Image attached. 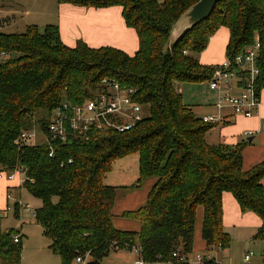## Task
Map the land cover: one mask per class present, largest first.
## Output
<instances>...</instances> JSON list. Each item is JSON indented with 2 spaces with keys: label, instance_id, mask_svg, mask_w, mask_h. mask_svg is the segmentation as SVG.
Wrapping results in <instances>:
<instances>
[{
  "label": "trees",
  "instance_id": "obj_1",
  "mask_svg": "<svg viewBox=\"0 0 264 264\" xmlns=\"http://www.w3.org/2000/svg\"><path fill=\"white\" fill-rule=\"evenodd\" d=\"M82 7H121L135 30L133 55L110 46L93 48L77 40L65 45L55 24L40 30L0 32V170L19 168L22 186L40 200L35 221L49 239L60 264H103L112 250L136 247L145 263L187 264L173 253L191 255L197 206L203 207L201 236L207 250L229 247L222 225V194L230 192L241 211L262 221L254 235L264 239V160L242 169L243 139L235 145L210 144L206 123L186 104L178 82L208 81L216 65L197 55L221 26L229 30L226 58L258 41L256 91L264 86V0H217L209 17L170 41L174 23L198 0H56ZM111 78L133 88L144 117L128 130L92 129L88 138L69 133L65 141L29 142L21 134L34 125L46 132L63 100L79 103ZM52 152L50 156L49 153ZM137 154L134 190L148 178L145 202L121 217L139 222L138 230L113 225L117 187L104 183L112 163ZM123 187V186H120ZM17 215V212H15ZM10 229L0 231V264H20L21 242ZM80 264V263H79ZM203 264H218L210 257Z\"/></svg>",
  "mask_w": 264,
  "mask_h": 264
},
{
  "label": "crops",
  "instance_id": "obj_2",
  "mask_svg": "<svg viewBox=\"0 0 264 264\" xmlns=\"http://www.w3.org/2000/svg\"><path fill=\"white\" fill-rule=\"evenodd\" d=\"M51 1L54 3L55 10L53 24L57 25L60 39L65 45L74 46L77 40H82L93 48L110 46L122 50L129 55H133L137 50V34L133 28L125 24L120 6L113 5L95 8L58 3L56 0ZM14 13H11L8 17H13ZM8 17L5 19L8 20ZM173 40L174 34L171 32L169 42ZM228 40V28L224 26L219 27L209 37L206 47L197 55L199 63L202 65H219L223 63L226 60ZM176 88L181 93L183 101L190 105L196 116L213 115L217 118L214 126L206 132L205 137L208 143L235 145L247 137H252V140L242 149V169L248 170L264 160V86L259 92L260 104L258 108L254 111L253 115L248 117L233 114L229 107L219 108L216 104L218 92L209 88L208 81L188 85L177 82ZM246 134L247 136H245ZM154 181L153 178H148L144 181L145 184L142 190L134 189L124 199L116 200L112 212L121 215L125 210L138 208L145 201ZM6 182L8 183L3 186L4 195L10 189L18 190L21 187L17 179H14L12 182L7 180ZM261 182L264 190V178ZM18 193L20 192L18 191ZM202 217L203 207L197 206L192 254L209 255L219 264H223L224 259H227L225 255L230 247L224 250H207L205 241L201 236ZM112 222L118 229H139V222L129 221L126 218H120V216L113 219ZM222 225L230 236V232L235 228L244 229L251 227L258 229L262 225V221L251 211H241L233 195L230 192H223ZM258 244L260 254L254 261H258L256 264H264V239L260 240ZM249 253H251V256L248 262H245L244 256ZM254 256L255 253L251 251L244 253L242 264H253L254 261L252 262V259Z\"/></svg>",
  "mask_w": 264,
  "mask_h": 264
},
{
  "label": "built area",
  "instance_id": "obj_3",
  "mask_svg": "<svg viewBox=\"0 0 264 264\" xmlns=\"http://www.w3.org/2000/svg\"><path fill=\"white\" fill-rule=\"evenodd\" d=\"M257 50L258 41L255 39L253 44L236 54L233 60L226 58L223 63L214 67L208 85L210 89L218 92L216 104L219 108L229 107L233 114L246 117L253 115L258 108L260 98L259 92L256 91ZM7 57L6 54H0V60ZM100 87V90L95 92L92 98L85 99L82 102L71 103L63 100L52 112L46 132L38 130L45 136V140L50 138L51 140L65 141L67 135L72 132L81 138H88V132L92 129L128 130L144 117L142 106L136 100L133 88L121 87L116 80L111 78H103ZM201 120L214 124L217 118L213 115H206L202 116ZM36 135L34 130L23 132L21 139H30L35 142ZM49 155L51 156L52 152ZM21 173L22 171L19 168L12 171L0 170V178L5 177L8 181L17 179L22 186L24 177H19ZM3 198L4 201L0 202L1 217L9 212L19 221L23 212H30L35 217V210L31 211L30 207L23 204L20 199H13V202H10L11 193L6 192ZM15 212H17V215H15ZM22 238L23 234L19 229L11 234L13 244L22 242ZM134 252L137 256L138 250L136 247ZM172 255L187 264H203L205 259L210 258L209 255L202 254L180 255L175 252ZM250 256L251 253L246 254L244 261L248 262ZM83 260L82 257L74 259L75 263L78 264H82ZM135 264L147 263L137 257ZM152 264L165 263L154 262Z\"/></svg>",
  "mask_w": 264,
  "mask_h": 264
},
{
  "label": "rangeland",
  "instance_id": "obj_4",
  "mask_svg": "<svg viewBox=\"0 0 264 264\" xmlns=\"http://www.w3.org/2000/svg\"><path fill=\"white\" fill-rule=\"evenodd\" d=\"M11 13H14V15L9 18L8 16H10ZM6 17L9 19L6 20ZM54 19V3H52L51 0H0V32H23L29 25H36L40 30H43L44 26L48 23L53 24ZM182 83L186 85L191 84L189 82ZM33 130L37 134L35 142L41 143L45 141V136L38 131L39 127L37 125H34L28 132H32ZM29 142L33 141L29 140ZM19 177L23 178V174L21 173ZM137 177V154H131L116 159L112 163L111 170L105 175L103 181L107 185L117 187L116 201L124 199L133 191L127 189L125 186L133 184ZM6 181L5 177L0 178V202L4 201L3 186L8 183ZM144 184L145 182L141 183L140 187L137 189L142 190ZM18 191L20 193H18ZM9 193L12 195V198L9 199L10 202H13V199H20L23 204L30 207L31 211H34L40 206V200L31 195L23 186L18 188V190L10 189ZM142 204H140V206ZM119 216L120 215L113 212V219H116ZM120 218L122 217L120 216ZM126 219L129 221H137L135 219ZM10 229H19L23 234L20 251V264H60L59 257L56 254H53L48 248L49 239L42 234L41 227L37 224L35 218L30 212H23L20 221L15 218L11 212L1 217L0 231L4 232ZM134 230L135 229H132V231ZM256 230V228L246 227L244 229L235 228L230 232V248L225 255L227 259H224L223 264H242L244 253L250 251L255 253L252 262L254 259L258 258L260 254L258 251V242L260 240L253 238ZM136 258L137 256L134 252V247H125L110 251V253L103 259V264H135ZM257 262L258 261L255 260L253 264H256Z\"/></svg>",
  "mask_w": 264,
  "mask_h": 264
},
{
  "label": "water",
  "instance_id": "obj_5",
  "mask_svg": "<svg viewBox=\"0 0 264 264\" xmlns=\"http://www.w3.org/2000/svg\"><path fill=\"white\" fill-rule=\"evenodd\" d=\"M216 1L217 0H198L183 12L174 23L171 30L174 34V40L178 39L184 32L193 28L196 24L207 19L214 8ZM246 140L251 141L252 137H247Z\"/></svg>",
  "mask_w": 264,
  "mask_h": 264
}]
</instances>
